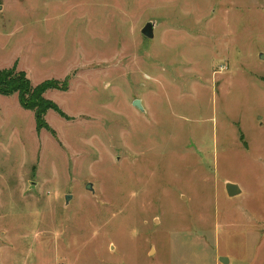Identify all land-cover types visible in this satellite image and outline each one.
<instances>
[{"label": "rangeland", "instance_id": "1", "mask_svg": "<svg viewBox=\"0 0 264 264\" xmlns=\"http://www.w3.org/2000/svg\"><path fill=\"white\" fill-rule=\"evenodd\" d=\"M12 68L0 264H264V0H0Z\"/></svg>", "mask_w": 264, "mask_h": 264}, {"label": "trees", "instance_id": "2", "mask_svg": "<svg viewBox=\"0 0 264 264\" xmlns=\"http://www.w3.org/2000/svg\"><path fill=\"white\" fill-rule=\"evenodd\" d=\"M60 86L66 88V84L59 81H46L43 84L34 86L29 75L25 71L16 69H0V94H18L20 104L31 111H34L38 130L47 128L45 114L49 109L58 110V106L44 97L47 89Z\"/></svg>", "mask_w": 264, "mask_h": 264}, {"label": "water", "instance_id": "3", "mask_svg": "<svg viewBox=\"0 0 264 264\" xmlns=\"http://www.w3.org/2000/svg\"><path fill=\"white\" fill-rule=\"evenodd\" d=\"M154 29H155V23L152 21H149L143 27L142 33L148 38H153L154 37ZM134 105L136 107H138L139 109L144 110V107H143L140 99L134 100ZM87 189H90L93 191L92 183H87ZM226 189H227V192L230 196H235V195H238L242 192V190L238 184L230 182V181H228L226 183ZM70 198H71V196L68 195L67 196V202L69 201ZM220 260L224 261L225 258L222 257Z\"/></svg>", "mask_w": 264, "mask_h": 264}, {"label": "crops", "instance_id": "4", "mask_svg": "<svg viewBox=\"0 0 264 264\" xmlns=\"http://www.w3.org/2000/svg\"><path fill=\"white\" fill-rule=\"evenodd\" d=\"M225 258L224 261H221L220 259L221 258ZM215 262L216 264H230L231 263V258H228V256H225V255H218L216 258H215Z\"/></svg>", "mask_w": 264, "mask_h": 264}]
</instances>
